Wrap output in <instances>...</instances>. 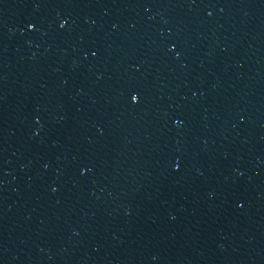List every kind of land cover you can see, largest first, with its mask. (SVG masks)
<instances>
[{
	"label": "water",
	"instance_id": "obj_1",
	"mask_svg": "<svg viewBox=\"0 0 264 264\" xmlns=\"http://www.w3.org/2000/svg\"><path fill=\"white\" fill-rule=\"evenodd\" d=\"M0 264H264V0H0Z\"/></svg>",
	"mask_w": 264,
	"mask_h": 264
}]
</instances>
